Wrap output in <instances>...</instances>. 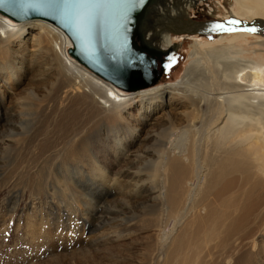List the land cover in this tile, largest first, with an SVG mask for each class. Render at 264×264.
<instances>
[{
	"label": "bare ground",
	"instance_id": "obj_1",
	"mask_svg": "<svg viewBox=\"0 0 264 264\" xmlns=\"http://www.w3.org/2000/svg\"><path fill=\"white\" fill-rule=\"evenodd\" d=\"M182 1L165 0L163 9L151 6L144 13L150 22L140 26V33L147 45L176 49L169 41L174 33L152 22L178 24L192 19L186 7L199 0ZM218 5L217 21L259 22L264 26V0H218ZM31 26L38 33L28 42L26 34ZM249 33L219 34L214 46L204 42L201 34H190L194 44L180 82L125 91L74 59L70 55L74 44L58 26L41 19L15 21L0 13V84L20 88L30 83L26 95L37 102L38 127L43 130L38 135L33 131L18 134L16 129L22 124H14L8 138L22 136L29 146L46 134L61 140L50 154V172L40 175L37 182L44 192L48 193L56 177L61 184L72 186L75 195L91 192L90 182L98 177L101 186L109 183L113 190L121 186L130 198L153 202L152 220L162 222L170 209L171 234L180 229L179 236L188 235L194 246L216 245L225 235L235 245L243 237L237 238L234 231L256 211V197L260 195L264 201V56H252L237 46L252 36ZM256 43L264 49V40ZM8 94H1L0 108L8 102ZM167 96L174 104L171 109L182 112L181 118L170 112L165 115L163 132L172 135L168 143L159 145L154 136L142 139L157 142L160 149L136 156L132 151L125 154L123 163L136 168H128L116 178L113 164L97 158L108 128L123 132L121 122L135 103L143 106L151 101L149 110L153 112ZM129 129L135 131L132 126ZM10 144H5V150L1 148L0 156ZM83 163H92L94 169H82ZM143 163H151L153 168L146 171ZM17 185L18 192L26 189V184ZM100 220L98 226L107 223ZM261 236L255 233L251 240Z\"/></svg>",
	"mask_w": 264,
	"mask_h": 264
},
{
	"label": "rangeland",
	"instance_id": "obj_2",
	"mask_svg": "<svg viewBox=\"0 0 264 264\" xmlns=\"http://www.w3.org/2000/svg\"><path fill=\"white\" fill-rule=\"evenodd\" d=\"M218 10V0H199L186 7L188 17L196 22L217 21ZM35 33L38 29L31 26L26 34L28 42ZM249 34L252 36L237 46L247 49L252 56H264V49L256 43L264 40V32ZM172 36L169 41L176 49L166 60L165 71L151 89L176 84L184 76L194 42L188 35ZM199 37L211 46L216 45L217 36ZM28 84L20 88L10 84L7 88L0 84V96L4 92L9 93L8 102L0 108V150H5L6 143H12L5 153L1 152L3 157L0 156V264H264V201L260 195L255 200L258 205L256 211L234 231L237 238L243 237L242 241L233 245L224 234L216 245L194 246L188 235L179 236L180 229L171 234L170 209L163 214L162 222L152 220L151 209L156 208L153 202L138 200L135 196L130 198L127 191L120 190L121 186L119 190H113L109 183L101 186L97 182L99 174L96 171V180L90 182L91 192L75 195L74 188L61 184L58 177L50 182L48 193L41 185L37 187L39 176L50 172V154L56 151L61 140L46 134L45 138L38 137L34 146H29L23 143L22 136L8 138L14 124H22L20 130L16 129L18 134L33 131L38 135L43 131L38 127L37 102L26 95L27 88H30ZM39 93L44 95L42 91ZM150 104L151 101H146L143 106L135 103L121 122L123 132L109 127L108 136H103L106 143L101 146V154L97 158L113 164L116 178L128 168L132 171L136 168L123 163L125 154L132 151L136 156L159 150L161 143H168L172 135L163 132L162 127L167 113L182 117L181 111L171 109L174 104L169 102L168 96L153 112L149 110ZM6 111L8 116H5ZM146 115L150 116L147 120L144 118ZM129 126L135 131H131ZM153 136L160 140L159 145L155 141H142ZM84 167L94 169L92 163H83L82 169ZM142 167L146 171L153 168L151 163H143ZM20 182L26 184V189L18 192L20 187L17 183ZM100 218L107 223L98 226ZM255 233L262 236L254 242L251 236Z\"/></svg>",
	"mask_w": 264,
	"mask_h": 264
},
{
	"label": "water",
	"instance_id": "obj_3",
	"mask_svg": "<svg viewBox=\"0 0 264 264\" xmlns=\"http://www.w3.org/2000/svg\"><path fill=\"white\" fill-rule=\"evenodd\" d=\"M165 0H0V13L15 21H48L70 37V55L120 89L150 88L163 74L175 49L160 50L144 42L140 26L151 6L164 8ZM174 34L264 32L259 22L156 23ZM219 25V27H216Z\"/></svg>",
	"mask_w": 264,
	"mask_h": 264
},
{
	"label": "snow or ice",
	"instance_id": "obj_4",
	"mask_svg": "<svg viewBox=\"0 0 264 264\" xmlns=\"http://www.w3.org/2000/svg\"><path fill=\"white\" fill-rule=\"evenodd\" d=\"M234 23V22H233ZM216 27H219V25H217Z\"/></svg>",
	"mask_w": 264,
	"mask_h": 264
},
{
	"label": "flooded vegetation",
	"instance_id": "obj_5",
	"mask_svg": "<svg viewBox=\"0 0 264 264\" xmlns=\"http://www.w3.org/2000/svg\"><path fill=\"white\" fill-rule=\"evenodd\" d=\"M197 2V1H196Z\"/></svg>",
	"mask_w": 264,
	"mask_h": 264
}]
</instances>
